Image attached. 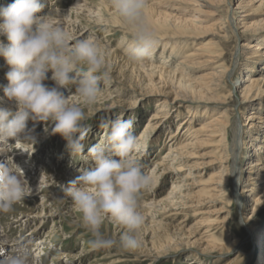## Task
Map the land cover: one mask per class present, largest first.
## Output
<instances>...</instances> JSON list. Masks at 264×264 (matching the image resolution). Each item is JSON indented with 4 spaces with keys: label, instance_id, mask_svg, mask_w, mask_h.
I'll return each instance as SVG.
<instances>
[{
    "label": "bare ground",
    "instance_id": "obj_1",
    "mask_svg": "<svg viewBox=\"0 0 264 264\" xmlns=\"http://www.w3.org/2000/svg\"><path fill=\"white\" fill-rule=\"evenodd\" d=\"M101 1L104 4H101L99 10L103 12L104 9L107 10L109 3L107 0ZM185 1L194 4L200 1L199 3L207 6V8L214 7L213 3H216L218 10L222 8L229 10L230 15L234 14L232 15L234 18H230L227 22L219 21L217 26H219L220 32L218 35L213 34V39L216 40L213 41L215 44L223 46L229 45L233 37L238 40L243 39L244 41L242 46L238 47L237 54H234L235 60L232 64H230V61L228 63V59L226 58L227 54L218 45L214 47L213 51H210L212 48H210L209 44L197 43V45H194L187 52L188 39H196L199 36H204L200 34H202V31L207 32L204 30V27L208 22L198 20L197 18L173 20V16L171 17L170 14L158 13L155 8L151 6L146 7L145 13L147 15L146 20L148 25L156 30H164V34L162 33L159 37H156L158 43L159 41L162 42L163 49L159 53L162 55L159 61H162L157 64L154 63L156 60H154V55H152V58L147 63H134L131 66L133 71H137L138 69L140 73L147 76L148 85L146 88L148 89V93L164 97L162 102L166 105L170 104L171 101L191 103L201 101L209 103L210 100L219 98L217 102H211L213 105H218L213 111H198L195 108H191L188 111L190 118L184 122L186 127L181 128L180 126L176 132L169 135L167 138L168 143L165 144L168 148L166 154L163 156V161L156 163L151 169L146 168L152 161L151 157L145 154L152 151L155 148L154 146L161 142L160 134L165 124H170L173 117L169 115H166V117L161 116L162 109L160 112L153 113L150 120L146 123L145 130L137 138L140 149L136 153L135 158L139 162L141 169L145 173L147 172L146 174L152 180L151 190L144 192L146 197L150 196L155 198L162 195L166 189L165 184L170 183V190L167 195L159 200L154 199L153 203L155 202L158 206H163V210L170 207L171 203H175L174 208L171 206L172 211H167L166 209L169 215L174 211H180V207H184V209L192 207L190 209H196L197 213L201 216L202 214H206L207 216L215 217L210 220H202L195 231H190L191 233L186 231V235L183 234L180 239L172 236L171 233L168 234L167 238H163L162 241L160 240V245L156 246V242L153 243V249H167L171 248V246L185 245L200 248L204 254L207 253L210 257L212 256L211 254L233 253L237 249L240 253L239 256L227 264H243L247 254L240 249L238 241L232 240L234 236L230 233L229 226L232 218L223 219L222 216L218 217L221 214L224 215L229 212L227 210H220L219 208L215 209V206L219 203L229 207L224 200L230 197V193L233 195V202L240 204V212L247 211L249 206H251V213L254 214L258 207L264 204V112L258 110L260 107L255 105V108H252L250 113H245L247 109H250L249 103H252L253 98L257 97L261 99L264 97V40L252 38L251 36L252 32L264 26V0ZM11 3H14V1L11 0ZM81 3L82 1H79L72 5L69 10L60 13L57 18H51L48 13L41 14H47L50 19L62 25L69 32V29L76 27L73 11ZM97 12L95 13L94 11L93 13L98 15ZM257 16H260V19H255ZM199 22L204 27H201ZM105 26H108V24L105 23ZM240 29L241 35L238 34ZM250 40L253 41L251 42ZM0 42H4L2 34H0ZM158 43L155 44V47L161 45ZM165 51L169 52V56L164 57ZM178 58L181 61L178 62ZM166 64H169V66L166 67ZM205 69L207 70L198 77V80L193 81L190 77H186L189 76L188 74L190 72ZM236 70L238 71L239 84L237 81L234 88L231 87L229 89L227 88L228 83L235 75L234 72ZM133 74L132 72L131 75L133 76ZM243 78L244 84L241 83ZM130 87L135 88L134 85ZM237 88L240 89V93L235 90ZM232 103L243 108L241 119H232L227 112V107ZM160 104L162 103L159 102ZM221 107L225 109L221 110ZM151 120L158 121L156 126L150 125ZM162 125L164 126L158 127ZM44 132V135L35 139V143L17 140L16 143L20 147L15 153H18V155L10 158L22 169L24 179L27 181L31 190L28 196L24 197L18 203L13 204L10 211L4 212V214L9 213L18 206L27 207L26 211L18 212L19 217L17 216L13 222L23 230V235L19 239L16 241L13 239L15 237L12 233L15 229L10 230L4 225L1 226L0 261L2 262L6 260L2 256L3 254L10 253V255L13 254L16 256L22 251H27L32 243L35 245L34 250H37L39 253H44L46 249L53 248L54 246L52 242L53 238H50V234L46 235V239L43 238L45 234H42V225L47 219L52 223L61 224L60 220L62 215L60 216L59 212L56 211L48 213L50 211L47 209L57 210L58 205L53 200H58L59 197L65 194L60 188L62 178L57 179L56 176L47 177L46 175L40 174L44 168L42 167L41 159L46 155L47 149L53 148V144L55 143L53 141L56 140L58 135L52 134L50 131ZM255 142L257 143L256 149L253 146ZM205 148L211 150H209L210 156L202 153ZM201 150L202 152H200ZM5 155L6 152L0 149V162L4 161ZM85 157L88 162L86 163L87 168L93 167L94 164L91 163V158L87 155ZM203 157L207 159L204 160ZM242 160L247 161V163L253 160L250 162L249 167L246 170L244 169V174L242 167H240ZM207 167L211 171H215L208 178L204 177L203 173ZM171 171L179 173L168 175ZM243 178L245 179L244 182ZM69 180L71 179L68 178ZM250 181L254 182L251 183ZM249 185L256 186L259 192L253 195L255 192L252 194L251 191H257V189H250ZM232 186H234L231 189L232 191L228 192V189ZM244 199L246 201L245 203L243 201ZM186 202L191 204L188 205ZM145 206H149L146 201ZM209 207L210 209L204 210V208ZM154 208L150 209L154 210ZM144 212L147 213L149 210L146 209ZM156 212L154 210L153 214ZM160 212L161 210L156 214H160ZM0 214L1 216L3 215V213ZM148 214L151 213L149 212ZM252 218L250 214L244 225H250L253 221ZM250 228L254 232V228ZM250 228L247 230L250 231ZM182 229L180 228L178 230L183 232ZM218 229L223 230L226 235L224 244H216L215 239H213V232ZM157 232L154 231V234ZM158 233L160 235L163 234L162 232ZM256 234L259 238L257 243V248L259 249L258 264H264V234L261 231L256 232ZM61 253V257L56 260V264L62 262L71 264L69 259L73 256L67 253L66 250L61 251ZM28 254L26 258L27 264H45L44 259L39 260L36 257L32 259V254L29 252ZM247 261H249V257H247ZM189 263L216 264L209 260L207 263H203L196 260V258L194 259V257L191 258Z\"/></svg>",
    "mask_w": 264,
    "mask_h": 264
},
{
    "label": "clouds",
    "instance_id": "obj_2",
    "mask_svg": "<svg viewBox=\"0 0 264 264\" xmlns=\"http://www.w3.org/2000/svg\"><path fill=\"white\" fill-rule=\"evenodd\" d=\"M109 6L130 36L126 47L131 61H150L156 40L145 18L147 0H109ZM45 7L46 0H14L0 8L4 37L0 57L7 65V83L0 97V144H8L9 139L35 143V122H51V132L65 141L70 156H77L84 150L88 131L84 109L98 102L102 84L109 79L105 50L95 40L73 38L62 25L41 14ZM104 127L108 129L105 142L87 148L94 166L79 171L61 189L80 214L92 250L118 246L137 252L143 247L139 234L145 224L140 198L151 190L152 180L135 158L140 144L134 121L118 118ZM30 190L12 159L0 162V213L10 211ZM105 221L126 230L118 241L101 231ZM4 264H27L25 253Z\"/></svg>",
    "mask_w": 264,
    "mask_h": 264
},
{
    "label": "rangeland",
    "instance_id": "obj_3",
    "mask_svg": "<svg viewBox=\"0 0 264 264\" xmlns=\"http://www.w3.org/2000/svg\"><path fill=\"white\" fill-rule=\"evenodd\" d=\"M79 1H82V3L75 7V10L73 11L74 20L76 21V27L69 29V33L75 39H92L100 44L102 49L105 50V61L109 71V79L106 83L102 84V93L98 102L95 105L85 107L84 109L87 116V120L85 121V123L88 127V131L83 140V152L80 155H77L76 158H74V156H70L65 149V141L59 135H57L56 140L53 141L55 142L53 144V148H50L49 150L47 149L46 155L42 158L43 160L41 159V164L44 168L40 174L46 175L47 177L56 176L57 179L62 178L60 183L65 185L68 181V178L72 180L77 175H79V171L87 168L86 163L88 162L86 161L85 157L86 155L89 156L87 148L91 145L102 144L105 142L106 136L108 134V129L104 127L105 122L118 118L132 119L134 121V134L138 138L140 134L145 130L147 126L146 123L148 122V120H150L153 113H156L158 111L160 112L162 109L163 112L160 113L161 116L166 117V115H169L173 117V120L170 122V124H165V127L162 130L163 134H160L161 142L154 146L155 148L152 150L153 152L150 151L145 154L151 157L152 161L146 166L147 169H151L153 168V166H155L156 163H160L163 161V156L164 154H166L168 148L165 144L168 143L167 138L169 137V135L176 132L177 128L180 126L181 128L186 127V124L184 122L190 118V114L188 111L191 108H195L198 111H213L214 108L218 105H213L211 104V102H217L219 99L215 98L214 100H210L209 103H204L201 101L196 103L185 101H171L170 104L166 105L164 102H162L164 97L148 93V89L146 88V86L148 85L147 76H144L143 73H140L138 69L137 71H133V69L131 68V66L134 65V62H132L129 58L126 47L127 42L130 39L129 34L122 28L118 18L110 8L109 4L107 6V10L104 9L103 12L99 10L101 4H104L101 0H46V7L43 13H48L51 18H57L59 17L60 13H64L65 11L69 10L72 5L76 4ZM107 2L109 3V0H107ZM199 2L200 1L194 4L190 3L189 1L186 2L185 0H147V7L151 6L155 8L158 13L170 14L171 17L173 16V20L180 18H197L198 20L207 21L208 24H206L205 27L201 22H199L200 26L204 27V30L207 31H202V34H200L204 36H199L196 39H188L187 43L189 44L187 47V52L190 51L194 45H197V43L209 44L210 48H212V50L210 51H213L214 47L218 45L219 48L223 49V52L227 54L226 58L228 59V63L230 61V64H232L235 60L234 54H237V49L238 47L242 46L244 40H238L237 38L233 37L229 45L223 46L215 44V42H213L216 41L213 39V34L218 35V33L220 32L218 28L219 26H217L219 21L222 20L224 22H227L230 18H234V16H232L234 14L230 15V11L226 9L221 8V10H218V8L216 7V3H213L214 7L212 6V8H207V6L201 5ZM9 4H11V0H0V8L6 7ZM94 11L95 13L98 11V15L93 13ZM146 17L147 15L145 13V18ZM255 19H260V16H257V18ZM1 21L2 20H0V22ZM105 23L108 24V26H111H109L108 28V26H105ZM150 29L155 36V40H157L156 37H159L160 34H164V30H156L151 27ZM240 33L241 29L240 31H238V34ZM251 36L252 38H260L264 40V26L258 28L257 31L252 32ZM253 40L250 41L252 42ZM156 43L158 42L156 41ZM158 44L161 45L155 47L153 52L154 60H156L154 61V63L156 64L162 61H159L160 56L162 57V55L159 54L163 49L162 42L159 41ZM166 56H169L168 51L164 52V57ZM177 60L178 62L181 61L180 58H178ZM168 66L169 64H166V67ZM6 70L7 65L4 63L3 57H0V97H3L2 89L7 83L4 78V73ZM206 70L207 69L190 72L188 74L189 76L186 77H190V79H193V81L198 80V77L201 76L202 73H205ZM132 72L134 73L133 76L131 75ZM237 73L238 71L236 70V72H234L235 75L229 81L227 88H234V85L238 81ZM44 83L50 86L52 85L51 80H46ZM241 83L244 84V78ZM132 85H134L135 88L130 87ZM235 90L240 93V89L237 88ZM71 96H73V93H69V97ZM73 102L78 101L73 100ZM159 102L162 104L159 105ZM5 103L7 102L5 101ZM249 104L250 109H247V112H245L246 114L250 113L252 111L251 109L255 108V105L260 107L258 110L264 112V97H262L261 99L255 97L253 98L252 103ZM224 109V107H221V110ZM242 109V107L240 108L237 104L232 103L227 107L226 110L232 119H241L243 113ZM169 111L171 112L169 113ZM178 113H180L181 116ZM31 122L32 121L28 122L29 127H32L33 122ZM156 123H158V121H150V125L152 124L156 126ZM163 126L164 125L158 127ZM51 127V122H35V128L33 129L35 139H37L41 135H44L45 129L52 133ZM256 145L257 143L255 142V144L253 145L255 149ZM0 147V149H3L6 152L5 158L9 157L10 159L18 155V153H15V151L18 150L20 146L18 147V143H14L12 139H9L8 144L4 146L2 145ZM209 150L210 149L205 148L203 149V152L202 150L200 152L206 154L207 156H210L209 152L211 150ZM203 159L206 160L207 158L203 157ZM251 161H248L247 163V161L242 160L240 167H242L243 174L245 173L244 169L246 170L249 167ZM141 170L144 172L143 169ZM205 170L206 171L203 173L204 177L207 178L215 173V171H211L209 167H207ZM176 173L179 172L171 171L168 175H174ZM244 181L245 179L243 178V182ZM250 182L253 183L254 181ZM253 185H249L250 189H257V187ZM165 187V192L160 196H157L155 198H152L150 196L146 197L145 193H143L140 198L141 209L143 211V214L145 213V224L139 234V239L143 242V247L139 251L126 252L120 249L118 246L107 250H92L88 245L90 235L80 222V214L73 207L70 197L65 194L59 197L58 200H53V202L55 201V203L58 205L57 210L47 209L50 211H47L48 213H52L51 211H56L59 212L60 216L62 215L60 220L62 225L60 223H52L49 219H47V221L42 225L43 233H41L43 235L45 234L43 238H45L46 235L50 234V238H53V248L51 247L49 249H46L44 253H39L37 250H34L35 245L34 243H32L28 247L27 251L24 252L26 258L28 257L29 252L33 256L32 259L36 257V259L39 260L44 259L45 264H56V260L61 257V251L66 250L67 253H70V255L74 257L69 259L71 261V264H190L189 261H191V258L193 257L194 259L196 258V260L203 263H207V261L209 260L211 262H215L216 264H227L229 261L239 256V250L236 249L233 253L230 252L219 255L211 254L212 256L210 257L209 255H207V253L204 254V252L201 251L200 248L185 245H177L175 247L171 246V248L167 249L154 250L153 243L156 242V246L160 245V240L162 241L163 238H167L168 234L171 233L172 236L178 237L180 239L183 234L186 235V231H188V233H191L190 231H195L202 220H210L212 218H215L214 216H207L206 214H202L201 216L197 213L196 209H190L192 207H189V209L180 207V211H174L169 215L168 212H166V209L167 211H172L173 209L171 208V206H173L174 208L175 203H171L170 207H167L164 210L162 208L163 206H158L155 202L153 203L154 199L159 200L167 195L170 190V183L165 184ZM233 187L234 186L228 189V192H231V189H233ZM227 188L229 187L227 186ZM251 192L252 194L255 192L253 194L255 195L259 192V190H252ZM229 196L231 198L228 197L226 198V200H224L227 202L229 207L227 205L219 203H217V206H215V209L219 208L220 210H227V212L229 213H225L224 215L221 214L218 217L222 216L223 219L232 218L231 224L229 225L230 233H232L234 236L232 237V240L238 241L240 249H242V251L247 254L243 264H258L259 249L257 248V243L259 238L256 232L258 233V231H261L262 234H264V204L260 205L254 214L251 213V206H249L247 211L240 212V204H236L233 202V195L231 193ZM145 201L147 204H149V206H145ZM243 201L244 203L246 202L245 199ZM186 203L188 205L191 204L188 202ZM52 204L55 205L54 203ZM150 208H154V210L157 211L156 213H158V211L160 210L161 212L160 214H153L154 210ZM146 209H148L151 214H148L149 212H144V210ZM207 209H210V207L204 208V210ZM26 210L27 207L24 208L22 206H18L9 213L4 214L3 212L2 216L0 214V230L2 229L1 226L3 225L10 230L15 229L12 233L15 238H13V236L11 235V237L15 241L23 235V230L16 226L13 222L15 221V218L17 216L19 217L18 212L20 213L21 211ZM250 214L253 217V221L250 225L246 226L244 225V223ZM250 227L254 228V232L253 230L251 231L252 228ZM180 228H183V232L178 230ZM249 228L250 231L247 230ZM101 231L103 232L105 237L118 241L120 236L126 230L116 224L105 221L101 227ZM154 231L162 232L163 234H161L162 236L158 232L154 234ZM213 233V239H215L216 244H224L226 235L223 230L218 229ZM164 235L166 236L164 237ZM10 256V258H12L14 255L12 254ZM247 257H249V261H247ZM60 264L65 263L62 262Z\"/></svg>",
    "mask_w": 264,
    "mask_h": 264
}]
</instances>
